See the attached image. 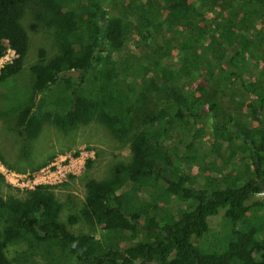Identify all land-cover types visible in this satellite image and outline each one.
I'll return each instance as SVG.
<instances>
[{
	"label": "trees",
	"instance_id": "obj_1",
	"mask_svg": "<svg viewBox=\"0 0 264 264\" xmlns=\"http://www.w3.org/2000/svg\"><path fill=\"white\" fill-rule=\"evenodd\" d=\"M138 7L134 0H0V58L7 43L18 54L2 68L0 85L23 69L28 9L32 29H48L58 47L49 59L41 47L30 67L32 88L16 121L21 154L50 122L61 132L98 122L128 140L131 152L110 178L86 182L80 211L65 222L51 185L0 193V264H264V199L257 197L264 193V0ZM166 34L175 43L170 53H162ZM150 59L149 74L142 61ZM235 83L242 93L230 91ZM244 111L248 123L240 121ZM207 118L217 143L193 153L197 123ZM198 170L212 175L195 187ZM221 213L226 222L213 238ZM79 222L101 237L75 232ZM123 241L131 243L123 248ZM12 244L25 248L10 257Z\"/></svg>",
	"mask_w": 264,
	"mask_h": 264
},
{
	"label": "rangeland",
	"instance_id": "obj_2",
	"mask_svg": "<svg viewBox=\"0 0 264 264\" xmlns=\"http://www.w3.org/2000/svg\"><path fill=\"white\" fill-rule=\"evenodd\" d=\"M134 2L139 6L137 8V11H139L146 0H134ZM208 14H210V12H208ZM208 16L210 18H215L216 14L211 13ZM33 22V12L31 9H28L23 18L22 25L29 32L30 47L25 58L23 69L15 76L10 77L4 84L0 85V113H5V115L0 116V153L5 157L8 163L14 165V168H9L0 159V168L4 166L11 172L23 175L25 178L36 175L41 170L49 169L50 171H57L58 167L66 169L71 168V172H68L66 178H64L61 183L54 184L55 186H53L55 187L54 191L56 197L62 204L61 220L65 222L70 214H76L80 211L87 192L85 184L89 179H96L99 181L106 180L111 177L112 168L115 164L130 161V143L126 139L122 142L119 138L114 137L106 127L100 125L98 122L81 125L65 132L56 129L50 122L44 125L40 136L29 143V154L27 156L21 154L22 152L20 150H22V147L21 149L19 148L16 140V121L18 110L20 106L24 105V100L28 97L32 88L30 67L39 59L38 50L41 47L44 46L47 48V59L56 54L58 49L55 39L53 35L48 32V29L40 25L37 30H33ZM228 35V40L231 41L232 32L228 33ZM176 38L180 41L182 39L179 36H176L174 39ZM78 39H80V42H83L82 38L79 37ZM172 39L170 34L164 36V51L162 53L171 52L172 45L175 44L171 41ZM248 39L250 40V37L247 38V40ZM260 48L264 49L263 45H261ZM173 54L176 55V51H174ZM159 58L160 56H157L155 59L158 61ZM160 63L161 62H159V65ZM142 64L149 74L151 68L153 69L156 67L153 65L151 59L142 61ZM161 68L163 75H170L167 69L162 66ZM149 74H147V77H149ZM195 84L192 86L195 87ZM192 86L187 90L188 93L192 92ZM187 88L188 87H186V89ZM230 91L233 93H242L243 89L238 83H235L234 88ZM118 98L119 100L123 99V97ZM223 98L224 103L230 100L229 96ZM245 112L246 111L240 116V121L248 123V118L243 115ZM249 122L255 124L252 118L249 119ZM197 124L199 128L196 135L198 141L196 142V148H194L193 153L205 150L206 144L207 146H212L215 142L217 143L216 132L212 127L213 125L210 118L203 119ZM237 141L240 142L239 140ZM187 142L188 140L184 139V145ZM216 145L217 144H215V146ZM182 148L183 147L179 149L180 152ZM245 148L244 146V149ZM224 159L223 161L227 164L229 159L227 157ZM88 161H91L90 167H87ZM39 164H44V166L35 170ZM218 164L221 165V160L218 161ZM211 175L212 171L200 173L198 170L193 175L194 179L192 184L195 187H199L201 183L203 184L204 181L207 180L205 178H210ZM0 191L3 197H6L8 193L14 195H22L24 193L18 187L15 188L6 181L5 186L2 187ZM126 197L130 199V194L126 195ZM257 197L264 199V193ZM225 219L223 213L213 218L211 223V237L216 238L219 236L218 232L223 230V225L226 222ZM252 219L253 221L256 220L254 217H252ZM73 229L75 232L79 233L94 232L93 234H95L98 239L101 237V233L98 229L93 230L90 225L82 222L76 223ZM130 243V241H123L121 245L125 248L129 246ZM24 248V244L10 245L9 256H14L15 253Z\"/></svg>",
	"mask_w": 264,
	"mask_h": 264
},
{
	"label": "built area",
	"instance_id": "obj_3",
	"mask_svg": "<svg viewBox=\"0 0 264 264\" xmlns=\"http://www.w3.org/2000/svg\"><path fill=\"white\" fill-rule=\"evenodd\" d=\"M17 57L18 54L7 43V48L0 58V72L5 65L12 63ZM68 172H71V168L58 167L57 171H50L49 169L41 170L38 174L25 178L23 175L11 172L4 166L0 168V173L3 175L5 181L15 188L18 187L23 192L34 190L39 185L55 186L54 184H59L66 178Z\"/></svg>",
	"mask_w": 264,
	"mask_h": 264
}]
</instances>
